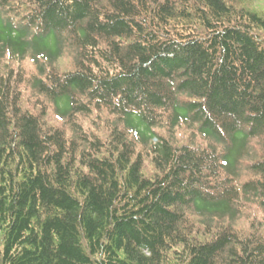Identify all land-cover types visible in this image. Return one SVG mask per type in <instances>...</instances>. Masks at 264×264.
<instances>
[{"label": "trees", "instance_id": "16d2710c", "mask_svg": "<svg viewBox=\"0 0 264 264\" xmlns=\"http://www.w3.org/2000/svg\"><path fill=\"white\" fill-rule=\"evenodd\" d=\"M259 0H0V264H264Z\"/></svg>", "mask_w": 264, "mask_h": 264}, {"label": "rangeland", "instance_id": "374dc122", "mask_svg": "<svg viewBox=\"0 0 264 264\" xmlns=\"http://www.w3.org/2000/svg\"><path fill=\"white\" fill-rule=\"evenodd\" d=\"M251 8L262 11L264 10V0L252 1L250 4Z\"/></svg>", "mask_w": 264, "mask_h": 264}]
</instances>
